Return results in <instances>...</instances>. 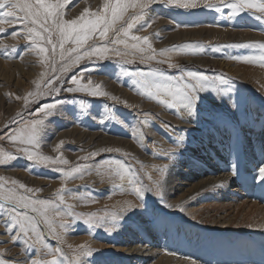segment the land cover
<instances>
[{"label":"rangeland","instance_id":"obj_1","mask_svg":"<svg viewBox=\"0 0 264 264\" xmlns=\"http://www.w3.org/2000/svg\"><path fill=\"white\" fill-rule=\"evenodd\" d=\"M104 2L71 0L63 9V19H76L85 8L89 12H102ZM207 3L216 7H206ZM231 3L233 0H197L195 7L183 8L168 4L166 0H152L143 10L129 7L107 37H101L100 30H97L79 50L81 55L94 47L108 51L103 56H84L79 63L72 62L74 53H67L68 49L77 47L71 40L64 43L66 54L64 60L60 59L59 34L55 30L51 35L57 45L55 52L46 39L38 41L48 50L44 54L48 59L42 62L43 56L27 39L23 23L0 25L6 29L0 33V45L6 46L0 47V150L15 157L0 164V194L24 196L26 202H31L24 208L0 199V204L5 205V209H0V260L5 264H31L32 260L51 261L55 256L60 264H71L80 251L79 246L87 244L93 251L90 256L81 258L82 264H178L181 261L180 264L189 261L195 264H234L232 257L239 263L255 264L254 256L264 252L263 238H255L258 234L250 228L257 219V216L252 217L253 210L264 208L261 185L253 183L250 188V182H244L238 187L241 193L231 191L236 182L229 189L213 187L206 193L209 195L203 203L206 210L192 218L183 215L182 202L175 204L164 198V194L163 199L156 194L158 181L163 193L161 181L165 175L163 173L161 180V169L172 162L175 151L184 144L187 146L193 132L194 142L188 146L199 149L204 145L196 141L201 136L209 142L214 129L221 130L225 126L229 129V123H232L229 110L240 117V124L244 123L247 114L252 116L246 110L252 92L253 99L264 101V49L229 46L264 43V13L257 9L234 12L228 7ZM141 11L143 18L135 22L127 37L124 36L122 28H126L131 18ZM87 18L92 19L91 16ZM13 31L18 35L13 37ZM47 35L44 34L45 38ZM132 36H147L151 49L148 43L133 40ZM117 40H124L126 44L115 43ZM133 44L139 47H131ZM184 45L194 47H182ZM141 48L144 51H140ZM161 49L169 51L161 55ZM153 55L154 59L148 58ZM170 64L180 67H169ZM226 65L233 66L239 73L230 75ZM63 66H67L66 71L61 70ZM188 72L208 78L200 82L206 90L197 91L200 99L196 102L195 112H189L180 100L174 101L175 107H169L142 94L145 87L155 92L159 86L160 98L171 101L172 97L164 91L166 87L197 84L187 75ZM73 76L82 84L91 81L93 87L99 85V90L108 95L68 92L67 88L76 87L72 83ZM221 78L226 82L221 83ZM49 80L52 82L48 83ZM28 93L37 94L29 96L25 104ZM57 101L60 103L51 114L41 111L45 104ZM81 101L85 105L83 109ZM33 120L43 121L37 126L38 146L10 139L18 130L30 126ZM211 123L214 125L212 129L208 127ZM223 132L225 145L227 132ZM25 147L52 157V160L39 164L30 161L23 151ZM77 166L80 167L78 173L66 175ZM243 169L245 173L251 171L247 166ZM256 175L257 170L248 174L251 179L258 180ZM20 184L25 187L21 188ZM135 188L144 191L142 199L136 195ZM40 201L48 202L47 206L41 205ZM131 201L136 207L129 209ZM196 205L195 209L201 207ZM13 206L26 215V226L34 227L41 234L43 243L37 242L31 230L25 236L19 225L13 226ZM150 206L160 211L151 217V223H158L162 216L169 221L181 220L187 225L186 230L181 231L186 237L182 238L183 247L200 248V245L196 246L201 242L193 244L191 235L196 229H190L189 225L199 228L195 235L202 240L201 247L206 248L208 257L204 258V253L196 258L174 252V261L172 251H163L169 242L162 245L167 238L160 235L155 238L143 235L139 243L129 239L121 250L117 249L114 240L117 228L120 229L124 221L136 222V212H145ZM113 215L116 220L112 219ZM218 217L230 218V227L226 230L227 238L216 244L214 237L217 234L211 222ZM173 229L174 226L169 232ZM13 236L18 239L13 240ZM231 243L237 246L235 249L243 259L241 262L235 253L229 256ZM129 244L157 251L152 257L143 259L142 256L125 254L130 250L127 249ZM252 246L256 250H252ZM57 248L61 251L56 252ZM187 249L184 247L183 251ZM223 251L226 259L219 258ZM169 255L172 257L168 258Z\"/></svg>","mask_w":264,"mask_h":264},{"label":"bare ground","instance_id":"obj_2","mask_svg":"<svg viewBox=\"0 0 264 264\" xmlns=\"http://www.w3.org/2000/svg\"><path fill=\"white\" fill-rule=\"evenodd\" d=\"M221 65H223V62L221 63ZM226 67H227V72L232 76L234 74L239 73V71L233 68V66L226 65ZM262 76L264 77V75ZM252 94L253 92L251 93L249 98L250 103L246 106V110L250 111V113H252V116L250 117L247 114L244 123L240 124L239 123L240 117L238 115L233 114L229 110V119L232 121V123H229V129L228 126H225V128H222L221 130L214 129V134L211 136L209 142L201 136L202 139L200 138L196 140L204 143L203 147L199 149H193L190 146H188L190 142H194L195 132H193L191 134L192 140H188L189 143L187 144V146H185L184 144L183 146H181V148H179L177 151L173 153V160L171 163L167 165V169L164 172L165 175L164 179L161 181L163 194H164V198L168 199L169 201H172L175 204L182 202L183 215H187L186 217L192 218L198 212L200 213L203 210H206L207 208L206 204L203 205V203L206 202L205 198L209 196L206 193L210 191V189H212L213 187L229 189L230 186L236 182V184H234V187L231 188V191L240 192L239 191L240 189L238 187H242V184H244V182L246 183L250 182V188H252L251 185H253L254 183L257 184L256 186L261 185L262 188L264 189V182H262L260 179L258 180L254 178L251 179L248 176V174H251L253 171L255 172L259 165L264 164V101L263 100L257 101L256 99H253ZM213 126L214 125L212 123L208 125L210 129H212ZM249 126L251 127V129L247 130ZM223 131L227 132L226 134L227 140L225 145L224 142H222L223 134H224ZM74 132L76 134V131ZM233 164H236L237 166V174L235 176L231 174ZM244 166H247L248 170L249 168H251L250 169L251 171L245 173L243 171ZM158 202L159 201H157V203ZM133 203L134 201H131L130 204ZM196 204H199L198 206L201 207H197L195 209V207L197 206ZM209 204L211 205V203ZM171 208L172 206L170 207V209ZM146 210L147 211L145 212L144 211L140 212V210L136 212V214L134 215L136 222L124 221L121 228L120 229L117 228L118 230L116 231L114 237V240L117 244V249L121 250L123 248V245L127 243L129 239H131L132 242L134 240V241H138L139 243V241L143 239V235L151 236L154 238L160 235L164 238H167V240L162 245H166L169 242L167 245L168 247L164 248L163 250L164 252L172 251L173 254L171 253V255H173L174 257L176 255L174 254V252L179 253L180 255L181 253H184L186 255L188 254V256L191 255L193 257H196L197 255L201 257L204 253L205 254L204 258H206L207 256V253H205L206 248L201 247L202 240L199 239V236L195 235V232L199 228L192 227L191 225H189L190 229H196L194 232L192 231L193 234L191 235V237H193V244H197L198 242H201L198 243L196 246L198 247L200 245V248L194 250V247L185 245L184 247L188 249L183 251L184 243L182 238L184 239L186 237L183 236L181 231H185L187 225H185L184 222H182L181 220L169 221L162 216L158 220V223L157 222L151 223L150 222L151 217L154 216V214L159 213L160 211L157 208H154V206H150ZM252 215H253L252 217L257 216V219L253 221L250 228H252V230L258 234V236H255V238H263L261 239L263 241L264 240V208L262 207L260 209L253 210ZM229 220L230 218H224V219L219 218V219H213V221L211 222V224H213L212 228L216 230V234H217L214 237V243L217 244L220 240H225L227 238L226 230H228V228L230 227L228 226V223H230ZM173 226L175 227V229H173L174 231L169 232V230H171ZM167 231L169 233H167ZM175 236L177 238H175ZM211 241L212 240H210L209 242ZM238 241L239 243L241 242V240ZM205 242L206 241H204V243ZM179 243L180 246H177ZM129 245H127V249L130 250L127 251L125 254L133 255V256L136 255L142 256L143 259H146L147 257L150 256L152 257L154 252L157 251L156 250L152 252V250L150 251V248L149 250L142 249V246L140 247V245L139 246L136 245L134 247L131 244ZM236 247L237 246L229 244V252H230L229 256L232 253H235L241 262L243 259L237 254L239 251H236L237 249ZM251 248L252 250H256L255 246H252ZM146 250H148V252H146ZM242 252H245V250H243ZM224 256H226V254H224V251L219 254V258L221 259L222 258L226 259L224 258ZM169 257L170 255L168 256V258ZM254 259H255L254 262L255 264H264V252L261 253L259 252V255H255ZM175 260L176 257L174 261ZM231 260H233L234 264H243V261L241 263H239V261H236L235 257H232ZM169 261L171 262V260ZM165 262L168 263V261ZM189 262L188 263L186 262V264H191V263L193 264L194 261L193 262L189 261ZM155 263L156 262H154V264ZM180 263H182V261L179 262L178 264Z\"/></svg>","mask_w":264,"mask_h":264},{"label":"snow or ice","instance_id":"obj_3","mask_svg":"<svg viewBox=\"0 0 264 264\" xmlns=\"http://www.w3.org/2000/svg\"><path fill=\"white\" fill-rule=\"evenodd\" d=\"M71 0H0V25L5 23L13 24L15 22H21L26 26V34L27 39L31 40L33 46L39 49V54L43 56V61L46 62L48 57L44 54L48 51L46 48L42 47L38 41L42 39H46V42L52 46V51L55 52L57 45L53 43L51 39V35L53 30H55L59 34V47L60 51V59L64 60L65 58V50H64V43L68 40H71L74 44H76V48H71L67 50L68 54L74 53V57L72 58L73 63H79L84 56H90L93 54H99L103 56V54L108 51L106 48H91L90 51L85 50L83 55L80 54V48L86 43V41L94 34L97 30L101 37H107L109 30L114 29L115 25L118 21L122 20L124 17L125 12H127L129 7H139L141 10L148 6V3L152 2V0H105L103 5L102 12H89V9L85 8L84 12L81 13L79 17L72 20H65L63 19L65 13L63 9L69 4ZM168 4H174L183 8H190L195 7L197 4V0H166ZM206 7L212 8L216 7V5L212 3H207ZM228 7L234 10V12H242L245 9H257L259 12L264 13V2L262 0H233V3L229 4ZM219 10V9H217ZM18 13H22V15H18ZM91 16L92 19L87 18ZM143 18V11L140 14L135 15L131 18V22L127 24L126 28H122L124 36L129 35V30L132 29L135 25V22L141 20ZM31 25V27H27V25ZM6 32V29L0 27V33ZM48 34L47 38H45L44 34ZM18 33L13 31L12 36H17ZM133 40L136 41H143L144 43H148V37H139V36H132ZM115 43H125L124 40H117ZM127 46V45H126ZM230 47H256L258 46L261 49H264V43L258 44H235L229 45ZM0 47H6L4 45H0ZM133 48L139 47L138 44L131 45ZM181 47V46H174ZM182 47L185 48H192L193 45H184ZM148 48L151 49V44L148 43ZM202 50V48H201ZM140 51H144L143 48ZM155 52V50H152ZM169 49H161L160 54L163 55L167 53ZM149 59H154L155 56H149ZM163 63V61H161ZM169 67H180L179 65L170 64ZM55 71V69H53ZM62 71L67 70V66H63L61 68ZM159 72V70H156ZM155 74V73H153ZM187 75L189 77H193L197 84H184L182 86L176 87H166L164 91L168 92V94L172 97L171 101L163 100L159 96L160 87L156 86V91L153 92L150 88L145 87V91L142 94H145L150 99H155L160 103L167 104L169 107H175L174 101L180 100L183 103V106L189 112H195L196 110V102L200 99L196 93L197 91H204L206 90L201 84V81H207V77L195 72H188ZM181 80L183 77L180 78ZM52 81L49 80L48 83ZM221 83H225L221 78ZM72 83L76 85V87H69L67 88L68 92H84L88 91L93 96H105L108 93L100 91L99 85L93 87L92 82L89 81L87 85L82 84L77 77H72ZM199 85V87L197 86ZM230 90V89H229ZM37 93H28L24 100L25 104L28 103V97L36 95ZM19 99V97H17ZM115 99V97H113ZM60 102L57 101L55 104H45L41 111H44L45 114H51L52 110H54ZM85 107L84 102L81 101V108ZM43 121L33 120L31 125H26L25 129L18 130L15 135L10 137L13 141H20L26 145H36L38 146V136H39V129L38 125H42ZM63 143V142H61ZM60 145L58 144L57 147ZM24 153L27 154V158L30 161H34L35 163H44L46 161L52 160V157L44 156L42 154H38L36 152L31 151L29 148L25 147L23 149ZM174 150H169L172 152ZM92 155H95L93 153ZM15 159V157L11 153L4 152L0 150V164H4L6 161ZM67 163V161H64ZM167 169V165H165L161 169V180L163 179V173ZM80 171V167L77 166L76 168L72 169V172L66 173V175L71 176L72 173H78ZM232 175L237 174V166L236 164L232 165ZM257 175L258 178L264 182V164H261L257 168ZM2 179V178H0ZM13 183H17L13 181ZM158 190L157 195L163 199V193L159 190V181L157 182ZM21 188L25 186L20 184ZM27 191H32V189H27ZM134 191L136 195L139 196L141 199L144 196V191L141 188H135ZM59 195V193H58ZM0 199L5 201H12L13 204L19 205L21 207L27 208L30 206L31 202H26V198L24 196H16L12 193L8 195L0 194ZM63 197L61 196V200ZM41 205L47 206L48 202L40 201ZM71 207V206H69ZM136 207L135 205L129 204V209ZM0 209H5V205L0 204ZM36 210L35 208L33 209ZM183 210V209H181ZM11 213L15 215H11V220L13 222V226L19 225L20 232L24 233L27 236L28 232L31 230L35 233L37 242L43 243L42 236L39 232L36 231L34 227L26 226L25 221L27 217L24 213L18 212L17 207L13 206L11 208ZM43 214V213H42ZM94 215V214H90ZM113 220H116L117 217L115 215L112 216ZM45 220L47 221V217L45 216ZM49 224L50 221H47ZM91 223V221H86ZM61 227H64L61 224ZM11 230V229H9ZM54 231V229H53ZM13 240L18 239V236H13ZM80 251L74 256L71 264H82V257L90 256L92 254L93 249L87 246V244H83L79 246ZM56 252H60L59 248L55 249ZM0 264H5L3 260H0ZM31 264H60V261L57 257H53L51 261H39V260H32ZM195 264V262H193Z\"/></svg>","mask_w":264,"mask_h":264}]
</instances>
